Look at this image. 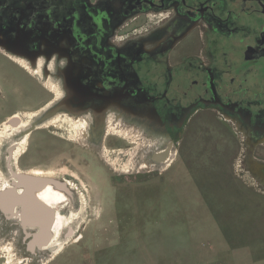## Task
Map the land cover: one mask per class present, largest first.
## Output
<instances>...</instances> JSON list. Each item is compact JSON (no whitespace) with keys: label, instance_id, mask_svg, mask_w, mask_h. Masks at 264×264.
I'll return each instance as SVG.
<instances>
[{"label":"flooded vegetation","instance_id":"flooded-vegetation-1","mask_svg":"<svg viewBox=\"0 0 264 264\" xmlns=\"http://www.w3.org/2000/svg\"><path fill=\"white\" fill-rule=\"evenodd\" d=\"M152 17L158 21L151 22ZM5 52L35 68L40 62L62 64L58 115L87 118L83 128H89L92 137L80 140L89 141L87 150L101 158L114 145L128 151L135 144L116 135V129L111 131L113 125L138 131L148 143L146 134L151 129L163 134L165 140L150 160H164L168 149L181 145L182 132L193 118L205 111L235 127L237 136L247 137L252 147L264 148V0H0V53L7 57ZM13 74L0 76L5 87L0 93L12 91L10 106L18 102L13 98L16 88L7 87ZM22 112L4 118L0 113V131H13L11 139L0 138V178L10 182L0 195L18 197L13 207L0 206V236L13 241L14 260L23 258L32 264L41 262L46 253L52 255L55 247L52 236L46 247L30 249L40 229L25 224L32 223L29 214L47 212L45 229L54 216L48 205V209L23 206L30 201L17 176L31 174L18 167L20 156L17 160L15 154L42 119L33 114L26 126ZM58 128L60 133L48 132L74 140L66 129ZM109 135L116 143H107ZM158 155L162 157L157 159ZM131 168L129 173L114 168V175L109 174L117 176L113 181L118 188L111 192L116 199L106 200L107 204L128 203L127 194L135 185L128 177L134 171L141 175L152 171ZM94 175L98 177V171ZM99 176L107 181L103 174ZM42 190L34 191V196Z\"/></svg>","mask_w":264,"mask_h":264},{"label":"rangeland","instance_id":"rangeland-1","mask_svg":"<svg viewBox=\"0 0 264 264\" xmlns=\"http://www.w3.org/2000/svg\"><path fill=\"white\" fill-rule=\"evenodd\" d=\"M38 65H40L39 69L37 70L38 67L34 69L36 73L31 72L29 74L20 65L0 53V76L2 77L3 73L7 75L9 72L12 75H14L13 72L16 74L15 77L10 78L7 87H15L16 91L13 98H18V102H15L16 105L10 106L9 96L12 91H10V94L7 93L8 91L0 93V113H2L3 118L5 115L10 117L16 111H23L31 113V116L38 114V119H42L47 109L55 107L61 99L63 90L59 74L62 64L47 65L42 63ZM47 68L50 70L49 72L53 71V74L55 73L53 77L50 76V73L46 70ZM0 88H5L1 81ZM3 104L4 106H2ZM27 123L29 125L30 121ZM27 123L26 126H28ZM43 123H45V120L38 125L39 129L30 138L23 141V151L19 160L17 159L18 167L24 171L40 170L46 173L76 175V179L80 181L84 188L85 195H76L77 200L73 197L74 203L77 204L78 213L76 216H78V219L69 228L72 230L73 235L68 237V230L66 229L63 238L58 239L65 241L62 252L60 254L53 253L52 256L55 257H50L46 253L41 262L36 263L33 261L32 264H127L128 260H130L128 264H136L140 262L142 257L138 253L145 251L149 253L158 252L159 248L155 246V239L159 236L160 231L156 228V225L151 226L147 223L144 224V222L149 216L157 219L160 213L155 214L157 208L147 209L146 200L150 199L158 202L164 199L168 200V198L161 196L159 189L161 190L164 180L174 178L175 176L172 175L175 173L186 175L184 184L196 180L200 184L198 188L204 190L201 194L204 199H207V197L209 199L213 198L212 200L218 202L223 200L224 193L225 200H230L232 206L238 188V186L235 187L236 184L241 186L247 184L256 187L255 189L264 190V177L256 173L260 166H264V148L252 147L247 137H238L236 134L238 133L237 129L228 126L214 112H200L193 118L191 123L183 130L181 145L173 149V160L169 161L167 165H164L161 161L153 162L150 160L151 155L156 153V146L160 147L165 140L163 134L155 133L153 129L146 134V140H149V143H144L141 140L142 135L138 131H134L135 136L132 129L126 131L131 136L132 141L135 142L134 145H130L128 151L126 148L123 149L119 146L115 148L116 146H113L116 143L113 141L114 137L109 135L107 143H113V149L109 150L127 151L124 153L127 156L126 158L119 160V162H116L115 159L114 163L110 164L105 162L106 157L101 158L99 155L88 151L90 145L82 142L80 140L81 136H74V140L55 137L48 130H55L60 133L58 128L60 126L52 127L49 122L46 126ZM115 131L117 132V130ZM65 136H69L68 133ZM160 139L162 142L158 141ZM68 153L78 154L79 157L76 159L71 158ZM105 154L109 155L108 153ZM143 164L149 167L148 170L151 171L152 169L150 174L141 175L136 174L139 171H134V175L128 177L129 180H135V185H133L134 199H139L140 204L145 206L143 211L139 214L132 213V215L115 214V209L111 207V204L105 202L106 200L116 199L111 192L114 191L115 193L116 188H118V182L113 181L117 176H109V174L114 175L116 166L121 168L134 166L136 170H139L144 166ZM0 167L2 168V164H0ZM97 171L98 177L94 175ZM102 174L107 181L101 179L99 175ZM127 183H129V189H131L132 183L129 181ZM102 190L108 193L103 196ZM253 193L248 190L245 193L241 192V196L245 194L250 200L251 206L248 205L247 210L258 213L252 206L261 203L264 209V197H251ZM185 196L189 198L188 194ZM185 196H183V199H185ZM175 198L170 197L169 201H173ZM177 198L180 199L179 196ZM235 199L236 201L241 200L239 197ZM151 210L152 212L149 213L148 211ZM231 210L233 212L236 209L232 207ZM96 211L98 212L97 215L95 214ZM137 215H139L138 218ZM82 218H84V223L81 222V220L83 221ZM122 220L131 222L129 224ZM134 220L144 222L133 225L132 221ZM78 224L79 226H77ZM78 235H82L83 238L79 242H75ZM4 239L3 236H0V249L10 247L13 251L9 255L16 253L14 245H12L13 241L10 239L4 241ZM53 239L51 246H54L52 245ZM262 239H264V235H262ZM145 243L146 246H144ZM151 243L152 245H150ZM15 245L19 250V245L17 243ZM260 256L257 258V262L264 263V256ZM23 260L22 258L21 261ZM14 261L15 264H19L17 260ZM3 263L4 261L0 260V264Z\"/></svg>","mask_w":264,"mask_h":264},{"label":"crops","instance_id":"crops-1","mask_svg":"<svg viewBox=\"0 0 264 264\" xmlns=\"http://www.w3.org/2000/svg\"><path fill=\"white\" fill-rule=\"evenodd\" d=\"M172 176L175 177L165 179L161 190L159 189L161 196L168 200L159 202L146 200L147 209L157 208L155 214L159 212L160 216L157 219L149 216L146 222L132 221L133 225L143 222L151 226L156 225L160 231L155 239L158 252L138 253L142 257L136 264H264L257 262L260 255L264 256L263 206L261 203H256L252 207L258 213H252L247 210V206H251L247 195L241 196V192L250 190L254 192L251 197L262 198L264 190L255 189L256 187L247 184L243 186L236 184L235 187L238 188L235 198L239 197L241 200L236 201L234 198L232 206L230 200H225L224 193L223 200L218 202L212 200L213 198L204 199L201 195L204 190L198 188L200 184L196 180L184 184L186 175L175 173ZM186 194L189 198L185 196ZM134 195L133 188L128 194V203H123L122 206L111 205L115 209V214L132 215L143 211L145 206L140 204L139 199L135 198V200ZM178 196L180 199L177 198ZM200 196L202 198H199ZM170 197L176 198L169 201ZM232 207L236 209L233 212ZM148 212L151 213L152 210ZM136 217L138 218L139 215ZM122 221L129 224L131 222ZM146 245L145 243L144 246Z\"/></svg>","mask_w":264,"mask_h":264},{"label":"bare ground","instance_id":"bare-ground-1","mask_svg":"<svg viewBox=\"0 0 264 264\" xmlns=\"http://www.w3.org/2000/svg\"><path fill=\"white\" fill-rule=\"evenodd\" d=\"M163 18V17H162ZM158 21V18H151V22H155ZM7 53V58H9L11 61L17 63L18 65H20L23 69H25L27 71V73H36V69L35 67L31 66L29 63H27L26 61H24L23 59L16 57L8 52ZM39 64H42V62H40ZM38 65L37 70L39 69ZM63 94V91H62ZM62 98V97H61ZM60 100V99H59ZM60 112L57 113L56 116L48 118L45 123H43L44 125H46L48 122L50 125L53 126H61L62 128L66 129L67 132H69L70 134H72L73 136L77 137V136H82L83 139L85 138H89L91 139V132L89 131V128H87L86 130L83 128V124L87 125L85 122V119L87 118H82V117H78L77 119H73L71 116L67 115V114H63V115H58ZM23 116H26V118L24 117V123L26 124L27 122L31 121L32 117L31 113H26V112H22L20 113ZM28 118V119H27ZM53 118V119H52ZM225 119H227L228 121L232 122V119H230L229 117H224ZM51 119V120H50ZM50 120V121H48ZM88 120V119H87ZM28 125V123H27ZM48 125V124H47ZM46 125V126H47ZM117 130L114 131L116 133V135H122L120 137L127 139V141H132L131 136H129V133H127L126 131H123L124 129H121L119 127L115 128L113 125L111 126V131L113 130ZM135 136V132L134 130H132ZM3 132V133H1ZM11 132L13 133V131L10 128H4L0 131V138L1 135L5 136V140L11 139L13 137V134H11ZM140 134V133H139ZM141 135V134H140ZM26 140V139H24ZM141 140L144 143H147L145 141V139L143 137H141ZM1 142V139H0ZM83 142V141H82ZM86 144L91 145V143L85 142ZM23 144L21 145V148L16 152L15 154V159H18V157L20 156V154L22 153V148H23ZM84 144V145H86ZM93 145V143H92ZM264 146V143L261 144ZM106 153H108L109 155L106 156V159L108 160V162L114 163L115 159L116 162H119V160L121 161V159L126 158L127 156L124 154L125 152H118L116 150H107L106 149ZM167 157H165L164 160L161 159V162H163L164 165H167L169 163V161L173 160L174 157V152L171 149H168V153H166ZM159 157H162L161 155H158L157 159H160ZM171 159V160H170ZM144 166L141 167L140 172H144V170L147 169L148 166H146V164H143ZM116 171H124V172H131L132 168H128V167H115ZM75 170V169H74ZM61 171V170H60ZM66 171V170H65ZM73 171V170H72ZM76 171V170H75ZM31 175L36 176V177H48V178H52V179H56L58 180L60 183H64L65 186H67V188L70 189L71 192H74V194L72 193V195L65 193L64 191H62L59 187H54L52 185L48 186L47 188L43 189L41 192L38 193V195L36 196L40 201H42L43 203H45L46 205L50 206L55 213V218H54V222L52 224V236H53V242H52V248L55 247V249L53 250L54 253L57 252V254H60L62 252V250L64 249V242L65 241H61L58 239H62L63 238V234L64 231H66V229L69 231V228L71 227L70 225H72L73 223H76L78 216H76V214L78 213L77 211V204L74 203V198L76 199V195H85V191L84 188L82 187V184L80 183V181L78 179H76V175H66L62 174V173H52V172H43L40 170H31L30 172ZM8 187H10V182L8 180L4 178H0V189H7ZM74 197V198H72ZM84 200V198H82ZM77 200V199H76ZM81 202V201H80ZM30 204V203H29ZM29 207H31V205H29ZM96 215L98 214V212L96 211L95 213ZM47 214H43V213H39L37 214V212L32 211L29 214V220L31 221H37L38 223H41V225H46L47 222ZM83 221L81 220L82 223H84V218H82ZM79 226V224L77 225ZM83 236L82 235H78L75 239V242H79L80 239H82ZM57 242H59L57 244ZM67 244V243H66ZM11 252V248H4V249H0V257L1 258H5V262L3 264H15L14 261V254L13 255H9ZM50 257H55L50 255ZM53 259V258H52ZM19 264H27L26 261H21L19 262Z\"/></svg>","mask_w":264,"mask_h":264},{"label":"water","instance_id":"water-1","mask_svg":"<svg viewBox=\"0 0 264 264\" xmlns=\"http://www.w3.org/2000/svg\"><path fill=\"white\" fill-rule=\"evenodd\" d=\"M61 104L62 103H60L59 105H56L52 109H48L47 112L44 114L45 116L42 117V120L37 122V124L35 123L34 126L42 123L43 120H47L48 118H51L52 116L56 115L61 110L60 109ZM157 161H159V160H157ZM256 173L258 175H261L264 177V166H260L256 170ZM17 179L23 185V188L26 190V193H28L26 199H28L30 201V204L24 203L23 206L25 207L27 205L28 208H30V209H31V207H29V205H32L33 207H36V208H38V207L40 208L43 206V208L48 209V207L46 206L45 203H43L42 201H40L38 198H36L34 196V191H40L42 189L47 188L50 185H52L54 187H59L62 191H64L67 194H70V195H72V193L74 194V192H71L70 189L64 185V183H60L56 179H52V178H48V177H36L33 175H29V174H20L17 176ZM19 185L20 184H18L16 186H19ZM5 197L7 198L6 203L4 202ZM17 199H18V197L15 194L9 195V194L4 193V194L0 195V206L4 207V205H6V206L13 207L14 205L17 204V202H18ZM50 210H51L50 215L55 217L54 210L52 208ZM46 213L47 212H45V214ZM54 217L51 218V220L48 223L49 226L46 229H45L44 225H41V223H38L37 221H32V223H30V222L25 223L27 226L38 227L40 229V232L38 234H36V236H34L33 241H31L29 244V247L32 251H35L36 248L46 247L48 245V243L51 241L52 224L54 222ZM49 227H51V230L49 229ZM69 231H72V230L69 229Z\"/></svg>","mask_w":264,"mask_h":264}]
</instances>
